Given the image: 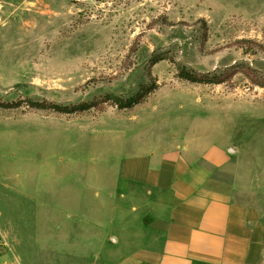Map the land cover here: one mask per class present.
<instances>
[{
  "label": "rangeland",
  "instance_id": "374dc122",
  "mask_svg": "<svg viewBox=\"0 0 264 264\" xmlns=\"http://www.w3.org/2000/svg\"><path fill=\"white\" fill-rule=\"evenodd\" d=\"M0 101V253L112 264L79 219L125 208L120 170L178 137L255 144L264 192V0H0Z\"/></svg>",
  "mask_w": 264,
  "mask_h": 264
},
{
  "label": "crops",
  "instance_id": "0c3cea01",
  "mask_svg": "<svg viewBox=\"0 0 264 264\" xmlns=\"http://www.w3.org/2000/svg\"><path fill=\"white\" fill-rule=\"evenodd\" d=\"M239 137H178L129 161L116 181L126 207L96 213L102 223L89 227L79 219L84 238L87 229L96 237L83 246L102 247L110 233L112 264H264V192L255 161L246 163L257 154ZM0 264L24 262L0 253Z\"/></svg>",
  "mask_w": 264,
  "mask_h": 264
},
{
  "label": "trees",
  "instance_id": "16d2710c",
  "mask_svg": "<svg viewBox=\"0 0 264 264\" xmlns=\"http://www.w3.org/2000/svg\"><path fill=\"white\" fill-rule=\"evenodd\" d=\"M178 74L182 79L188 80L190 82H198V83H210V82L217 83L219 82L218 81L219 79H215L216 77L208 78L205 75H197L185 67H181L179 69ZM154 88H155L154 86H150L148 88V92H150ZM142 96L143 95H139L137 98H134L131 100L120 101V103H118V106L120 108H127V107L135 106L142 101ZM30 105L36 108H41V109L54 108L57 111L67 112V113L76 112V111H84L93 106V104L85 103V102L77 106H63L59 104H50L47 102H38V101H31ZM0 106L5 107V108L17 107L19 106V102L9 103V102L0 101Z\"/></svg>",
  "mask_w": 264,
  "mask_h": 264
}]
</instances>
